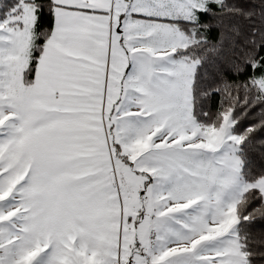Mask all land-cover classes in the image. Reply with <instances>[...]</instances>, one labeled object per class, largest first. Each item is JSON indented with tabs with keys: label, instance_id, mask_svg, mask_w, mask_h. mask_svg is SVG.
<instances>
[{
	"label": "snow or ice",
	"instance_id": "obj_1",
	"mask_svg": "<svg viewBox=\"0 0 264 264\" xmlns=\"http://www.w3.org/2000/svg\"><path fill=\"white\" fill-rule=\"evenodd\" d=\"M0 264H264V0H0Z\"/></svg>",
	"mask_w": 264,
	"mask_h": 264
}]
</instances>
